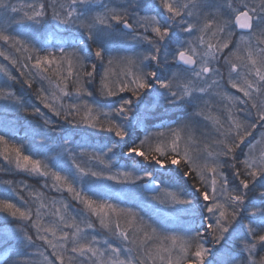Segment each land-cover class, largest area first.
Wrapping results in <instances>:
<instances>
[{
  "label": "snow or ice",
  "instance_id": "obj_1",
  "mask_svg": "<svg viewBox=\"0 0 264 264\" xmlns=\"http://www.w3.org/2000/svg\"><path fill=\"white\" fill-rule=\"evenodd\" d=\"M0 58V264H264V0H0Z\"/></svg>",
  "mask_w": 264,
  "mask_h": 264
},
{
  "label": "trees",
  "instance_id": "obj_2",
  "mask_svg": "<svg viewBox=\"0 0 264 264\" xmlns=\"http://www.w3.org/2000/svg\"><path fill=\"white\" fill-rule=\"evenodd\" d=\"M17 88H18V86H17ZM4 247H5V245H3V246L0 247V257H1V255H3V249H4Z\"/></svg>",
  "mask_w": 264,
  "mask_h": 264
},
{
  "label": "rangeland",
  "instance_id": "obj_3",
  "mask_svg": "<svg viewBox=\"0 0 264 264\" xmlns=\"http://www.w3.org/2000/svg\"><path fill=\"white\" fill-rule=\"evenodd\" d=\"M0 60H2V58H0ZM55 142H56V141H54V140L50 141V143H55ZM0 258H2V255H1Z\"/></svg>",
  "mask_w": 264,
  "mask_h": 264
}]
</instances>
